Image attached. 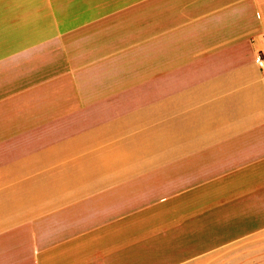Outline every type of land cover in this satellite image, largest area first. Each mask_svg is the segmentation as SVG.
<instances>
[{"label":"crops","instance_id":"crops-1","mask_svg":"<svg viewBox=\"0 0 264 264\" xmlns=\"http://www.w3.org/2000/svg\"><path fill=\"white\" fill-rule=\"evenodd\" d=\"M258 55L264 0H0V264H264Z\"/></svg>","mask_w":264,"mask_h":264},{"label":"rangeland","instance_id":"rangeland-1","mask_svg":"<svg viewBox=\"0 0 264 264\" xmlns=\"http://www.w3.org/2000/svg\"><path fill=\"white\" fill-rule=\"evenodd\" d=\"M224 240H227V239H224V238H221V239H216V238H205V239H200L198 241L197 244L193 245L192 247L195 248V250L198 251V249H202L203 247H206V246H212L214 244H217L219 242H222Z\"/></svg>","mask_w":264,"mask_h":264},{"label":"built area","instance_id":"built-area-1","mask_svg":"<svg viewBox=\"0 0 264 264\" xmlns=\"http://www.w3.org/2000/svg\"><path fill=\"white\" fill-rule=\"evenodd\" d=\"M256 62L261 65V67L264 69V56L258 55L256 57Z\"/></svg>","mask_w":264,"mask_h":264}]
</instances>
